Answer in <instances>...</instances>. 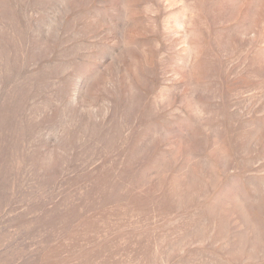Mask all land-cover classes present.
Returning <instances> with one entry per match:
<instances>
[{
  "label": "rangeland",
  "instance_id": "rangeland-1",
  "mask_svg": "<svg viewBox=\"0 0 264 264\" xmlns=\"http://www.w3.org/2000/svg\"><path fill=\"white\" fill-rule=\"evenodd\" d=\"M0 264H264V0H0Z\"/></svg>",
  "mask_w": 264,
  "mask_h": 264
}]
</instances>
